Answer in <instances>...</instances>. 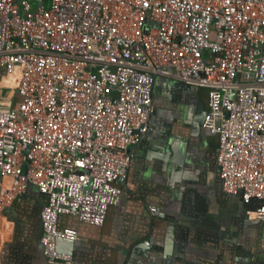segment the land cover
<instances>
[{"label": "built area", "instance_id": "1", "mask_svg": "<svg viewBox=\"0 0 264 264\" xmlns=\"http://www.w3.org/2000/svg\"><path fill=\"white\" fill-rule=\"evenodd\" d=\"M33 7L0 0V72L18 78L20 97L0 109V174L12 178L0 213L28 184L48 195V264H75L58 240L76 241L78 232L60 230V214L102 226L119 202L133 148L150 129L159 75L210 89L203 125L219 134L223 188L262 201L255 216L264 222V0Z\"/></svg>", "mask_w": 264, "mask_h": 264}, {"label": "crops", "instance_id": "2", "mask_svg": "<svg viewBox=\"0 0 264 264\" xmlns=\"http://www.w3.org/2000/svg\"><path fill=\"white\" fill-rule=\"evenodd\" d=\"M17 84V77L0 72V109L18 104ZM7 90L12 93L4 97ZM153 104L119 202L102 226L60 214L58 228H77L78 239L60 238L59 250L75 264H264V222L255 216L262 201L224 190L218 138L202 125L208 93L159 75ZM11 185L0 174V194ZM48 201L28 184L0 213V264H47L41 211Z\"/></svg>", "mask_w": 264, "mask_h": 264}, {"label": "rangeland", "instance_id": "3", "mask_svg": "<svg viewBox=\"0 0 264 264\" xmlns=\"http://www.w3.org/2000/svg\"><path fill=\"white\" fill-rule=\"evenodd\" d=\"M31 2L34 4V7L36 5H44L46 7H49L50 6V0H43V1H40V2H37V0H31ZM33 7V8H34ZM150 26H156V24L154 22H150L148 21L147 22V27L149 28ZM203 91H205L206 93H209L210 89L208 87H202ZM12 93V90H7V92H3L2 95L5 97L6 95L8 96L9 94Z\"/></svg>", "mask_w": 264, "mask_h": 264}, {"label": "water", "instance_id": "4", "mask_svg": "<svg viewBox=\"0 0 264 264\" xmlns=\"http://www.w3.org/2000/svg\"><path fill=\"white\" fill-rule=\"evenodd\" d=\"M38 1H41V0H38ZM186 85L187 86H189L190 84H187L186 83ZM154 111V110H153ZM205 120V119H204ZM205 128V127H204ZM206 129H208V128H206ZM208 130H210V129H208ZM211 131V130H210ZM217 138H218V149H219V134L218 133H216V132H213V131H211ZM217 157H218V153H217ZM218 169H219V175H220V178H221V180H222V183H223V179H222V177H221V172H220V167H219V165H218ZM12 179V178H11ZM236 194H241L242 195V193L241 192H238V193H236ZM49 198V197H48ZM48 203V202H47ZM46 203V204H47ZM155 211H156V209H155ZM72 215V214H71ZM75 216V215H74ZM75 217H77V216H75ZM78 218V217H77ZM69 229H73V230H76L77 232H78V229L77 228H69ZM59 241V240H58ZM72 241V240H71ZM59 249V248H58ZM60 251V250H59ZM62 252V251H61ZM64 253H67V252H64ZM68 254H71V253H68ZM72 255V254H71ZM47 259V258H46ZM47 264H48V261H47Z\"/></svg>", "mask_w": 264, "mask_h": 264}, {"label": "flooded vegetation", "instance_id": "5", "mask_svg": "<svg viewBox=\"0 0 264 264\" xmlns=\"http://www.w3.org/2000/svg\"><path fill=\"white\" fill-rule=\"evenodd\" d=\"M208 111H209V98H208V108H207V113H206V115L208 114ZM153 114V113H152ZM206 117V116H205ZM151 118H152V116H151ZM203 123H204V121L202 122V125H203ZM203 127H204V125H203Z\"/></svg>", "mask_w": 264, "mask_h": 264}]
</instances>
